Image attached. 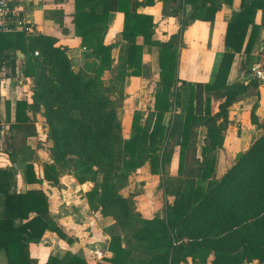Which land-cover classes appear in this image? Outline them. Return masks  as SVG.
<instances>
[{
  "label": "trees",
  "instance_id": "trees-1",
  "mask_svg": "<svg viewBox=\"0 0 264 264\" xmlns=\"http://www.w3.org/2000/svg\"><path fill=\"white\" fill-rule=\"evenodd\" d=\"M155 0H74V32L97 58L92 72H75L66 47L56 45V40L41 33L26 36L23 31L0 32V70L5 59L17 58V50L24 54L22 73L37 78V88L32 91L31 102L17 100L15 123L10 128L34 134V125L25 113L26 108L40 110L46 126V140L50 143L51 161L45 163L42 177H37L31 162L25 165L28 183L42 179L57 184L56 165L75 156L74 176L82 182L95 174L93 187L84 193L91 205L102 214L110 213L118 229L110 234L106 257L99 264H179L186 256L205 262L211 254V264H244L257 260L264 263V123H259L254 111L250 121L263 132L235 157L234 163L219 178L208 181L215 169V154L205 160L197 176L198 182L179 181L170 189L172 202L165 205L163 215L143 218L133 212L127 202L118 196L114 177L124 167L128 172L140 168L148 160L150 172L160 168L158 151L169 129L166 114L172 105H180L182 90L185 107L180 116V134L177 143L176 173L184 175L186 164L195 145L194 126L206 117V134L200 153L222 147L224 131L228 127V110L254 80L229 84L228 73L234 54L243 52L249 59L259 24L255 13L261 11L260 25L264 28V0H240L239 9L233 11L226 23L223 45L213 77L209 81H191L178 78V46L181 30L166 41L159 42L156 61L159 83L153 92L152 106L146 117L135 111L130 118L131 134L120 139L119 110L103 97L99 75L111 60V44L103 42L111 11L123 13L121 49L126 66L133 68L131 75H138L136 66L142 58V47L152 45L153 17L139 12V7L153 5ZM161 13L177 16L189 5V20L212 21L222 3L232 0H163ZM170 2V5H166ZM141 37V42L137 38ZM38 55L34 56L33 51ZM14 62V61H13ZM14 66L11 67L13 69ZM209 92H217L216 110H211ZM205 104L202 105V102ZM10 165L0 167V250L7 264H37L29 254V243L40 240L45 230L55 232L60 238L71 239L54 221H47L48 199L40 189L19 192L15 184L16 149L5 151ZM77 168V169H76ZM119 175V176H120ZM96 179V177H95ZM205 182V183H204ZM187 183V185H186ZM116 184V183H115ZM189 188V189H188ZM167 191V190H166ZM117 205L116 211L110 208ZM122 236L131 245L122 243ZM135 248L144 256H136ZM46 264H87L77 254L64 252L61 257L49 255Z\"/></svg>",
  "mask_w": 264,
  "mask_h": 264
},
{
  "label": "crops",
  "instance_id": "crops-1",
  "mask_svg": "<svg viewBox=\"0 0 264 264\" xmlns=\"http://www.w3.org/2000/svg\"><path fill=\"white\" fill-rule=\"evenodd\" d=\"M17 2L22 14L32 23L34 34L41 33L51 36L56 40V45L66 47V53L75 72L89 70L91 64L97 61L90 49L74 32L72 21L74 0H17ZM239 4L240 0L222 3L212 21L189 20L187 18L191 10L189 5L184 6L183 11L186 13H181L183 12L181 11L177 16L164 15L161 13L164 7L163 0H155L153 5L139 7L138 11L151 14L153 17V46L168 40L171 35L181 30L177 76L185 80L205 82L211 80L214 75L219 56L224 50L223 37L226 23L232 12L239 9ZM184 14H186V18ZM260 18L261 11L258 9L254 20L259 24V27L249 59L246 60L243 52L234 54L227 78L229 84L237 81L247 82V79H243L246 68L251 69L253 66H259L264 70V28L260 25ZM122 27L123 13L120 11L109 12L103 42L112 45L111 58L119 56V46L125 43L121 38ZM23 33L30 36L28 33ZM137 42H141L140 36L137 38ZM152 45L142 47V56L149 51ZM23 64L24 54L17 50V58H13L12 61L5 59L0 70V128L3 130L5 140L12 141V144H8L12 146V149H16L15 184L12 188L15 187L19 192L28 189L42 190L47 196L49 204L48 212L44 214L45 219L54 221L67 237L72 239L71 242H67L55 232L45 230L38 242L29 243V254L36 259L37 264H46L49 255L61 257L64 252L83 257L87 264L104 263L106 257L112 256L107 248L110 234L106 227L109 226L108 224H113V221L109 223L108 218L101 214L95 204H92L93 208H91L84 196V193L93 187L94 182L87 175H85L84 181L79 182L74 175L70 176L68 172L60 171L59 165H56L57 175H59L55 186L51 181L45 179L39 183L26 181L25 165L27 162L33 164L37 177L43 176V164L49 161L42 152L48 149L38 148V140L43 146L49 141L46 140L42 109L33 111L26 108L25 110L34 125V134L26 135L24 130L9 127V124L15 123L16 101L25 100L30 103L32 91L38 85L35 76H25L22 73ZM12 66H14L13 69H11ZM142 80L141 76H130L124 86L125 95L121 109L126 114L128 111L129 120L123 122L124 117L122 118L126 128L130 125L131 114H133L131 112L134 109L139 111L141 106L136 105L134 98L131 99V95L139 94V86L132 83ZM255 87L258 95L249 94L248 86L246 92L240 95V99L235 100L228 110L230 123L224 131L222 147L230 155L236 156L244 151L263 132L261 127L251 123L249 117L250 111L253 110L259 123L263 118L264 84L257 81ZM130 107L133 109L129 111ZM177 149L174 148L169 160L170 167L174 171H176L177 165ZM41 162L44 163L41 164ZM9 165L10 160L7 153L0 151V167ZM140 168L142 173L153 176L148 160ZM138 201L139 199H136V208L133 212L148 219L157 216L151 205L145 207ZM122 243L131 245L130 240L123 236ZM134 253L136 256H140L139 248H135ZM210 260L211 254L205 262L200 261L197 257L186 256L179 264H211ZM0 264H7L2 250H0ZM244 264H259V262L253 260Z\"/></svg>",
  "mask_w": 264,
  "mask_h": 264
},
{
  "label": "rangeland",
  "instance_id": "rangeland-1",
  "mask_svg": "<svg viewBox=\"0 0 264 264\" xmlns=\"http://www.w3.org/2000/svg\"><path fill=\"white\" fill-rule=\"evenodd\" d=\"M166 5H170V2H167ZM184 9L180 10L179 12L183 11ZM181 13H186L185 11ZM184 17L186 18V14H184ZM157 45V44H156ZM124 44L119 46V52L118 57L111 58L109 64L104 65V70L101 75H99V84L97 85L98 88H100V91L103 95V97L107 98L110 101V105H113L116 107V111L119 110V119L121 128L119 131H117V135L120 137V139L127 138L131 134V126L129 125L128 128L124 126L123 122L126 120H129L128 111L127 114L124 113V110H122V103L124 100V86L126 84L127 79L131 75V71L133 68H129L126 66L125 61L120 57L121 55V49L123 48ZM156 55H157V47L153 46L149 49L148 52L144 53V55L141 58V61L138 66H136V70L138 72V75L141 76L143 80L141 82L136 81L132 83L133 85H137L139 94L138 95H131V99H135L136 105H141L139 108L140 113H142V118L144 119L146 117V113L148 112V109L150 108V104L153 100V92L155 88L157 87L159 83V76H158V66L156 61ZM98 62L95 61L91 64L89 67V70L86 71H80L81 73H87L91 76L95 77V75L92 73L94 72V69L96 68ZM72 65V63H71ZM245 75L243 76V79L247 80H254L256 81V78H254L251 75V69L246 68ZM140 83V84H139ZM185 92L186 88L182 90V95L180 97V105H178V102L176 105H172L170 108V111L166 114L165 122L168 125L167 130H165V138L161 145L160 150L158 151L160 155V168L158 170L157 174H147L142 173L141 168H138L136 170L128 172L126 177H121L122 174H124L125 169L124 167H120V172L118 173L117 177L113 178V181H115V190L118 191V196L123 198L129 208L133 211L134 208H136V199H139V203L143 204L145 207H149L150 205L153 208L154 213H156L158 216L163 215V211L165 208V205H169L172 200L173 196L170 194V189L174 187L179 181H191L192 183H197L198 178L197 176L200 173V170L205 165V160L211 156L212 153L215 154L216 160H215V169L213 175L209 178L208 181H212L214 179L219 178L223 173L226 172V170L234 163L235 157L234 155H230L223 147L215 150V151H208L205 155H202L200 153V147L204 143L203 139L206 134V117L202 116L197 123V125L194 126V137L191 141V145H195V150L190 156L189 160L186 164V172L184 175H178L172 167H170L169 160L172 157V152L174 148H178V141H179V134H180V116L182 114V111L185 107ZM246 92V91H245ZM256 87L254 85H249L248 93L255 95L256 93ZM244 94V93H243ZM220 95V93L217 92H209V96L211 97V110H216L217 105V98ZM240 99V98H238ZM234 103V102H233ZM232 103V105H233ZM205 104V101L202 102V105ZM133 108H129V111ZM132 111L131 113H134ZM130 113V114H131ZM128 115V116H127ZM132 115V114H131ZM124 117V120L122 122V118ZM258 118V117H257ZM261 123H264V110H263V118L260 119ZM45 130L47 129L46 126ZM40 140H38V148L45 147L46 151L42 152L44 156L48 157V161L50 162L51 159V150H50V143L47 142L45 146L41 145ZM9 144H12V141H8ZM39 150V149H38ZM41 153V151H39ZM41 161V160H39ZM76 158L75 156H68L64 163L57 164L60 166V171H64V173L68 172L70 176L74 175V169H72V166L75 165ZM44 162H41L43 164ZM48 163V162H47ZM45 164V163H44ZM43 164V165H44ZM77 169V168H76ZM58 173V172H57ZM121 174V175H120ZM152 174V173H151ZM59 175V174H58ZM57 175V176H58ZM120 175V176H119ZM88 176V175H87ZM89 177V176H88ZM96 177V179H95ZM93 182L94 180H100V174H95L93 177L90 178ZM186 183V185H187ZM205 183V182H204ZM56 184H54L55 186ZM188 186V185H187ZM189 189V188H188ZM167 190V191H166ZM91 208H93L91 206ZM96 209V208H95ZM117 209V205L115 207L110 208V211L114 212ZM102 214V213H101ZM108 218L109 223L106 228L108 229L109 234L112 232H116L118 229V225L114 216H112L110 213L103 214ZM72 240V239H71ZM71 242V241H70ZM140 256H144L143 254H140Z\"/></svg>",
  "mask_w": 264,
  "mask_h": 264
},
{
  "label": "built area",
  "instance_id": "built-area-1",
  "mask_svg": "<svg viewBox=\"0 0 264 264\" xmlns=\"http://www.w3.org/2000/svg\"><path fill=\"white\" fill-rule=\"evenodd\" d=\"M16 31L35 35L32 23L22 14L17 0H0V32L13 33ZM33 55H38V51H33ZM251 75L264 84V70L259 66L251 68Z\"/></svg>",
  "mask_w": 264,
  "mask_h": 264
},
{
  "label": "water",
  "instance_id": "water-1",
  "mask_svg": "<svg viewBox=\"0 0 264 264\" xmlns=\"http://www.w3.org/2000/svg\"><path fill=\"white\" fill-rule=\"evenodd\" d=\"M12 146L8 144L3 135V130L0 128V151H11Z\"/></svg>",
  "mask_w": 264,
  "mask_h": 264
}]
</instances>
